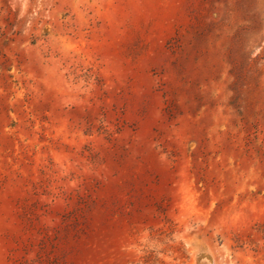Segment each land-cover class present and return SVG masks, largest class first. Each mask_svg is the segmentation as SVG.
I'll return each mask as SVG.
<instances>
[{
  "label": "rangeland",
  "instance_id": "rangeland-1",
  "mask_svg": "<svg viewBox=\"0 0 264 264\" xmlns=\"http://www.w3.org/2000/svg\"><path fill=\"white\" fill-rule=\"evenodd\" d=\"M0 264H264V0H0Z\"/></svg>",
  "mask_w": 264,
  "mask_h": 264
}]
</instances>
